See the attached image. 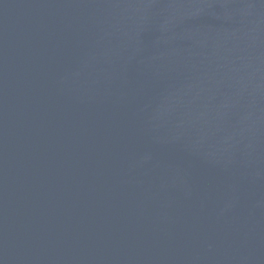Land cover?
I'll return each mask as SVG.
<instances>
[{"label":"water","instance_id":"95a60500","mask_svg":"<svg viewBox=\"0 0 264 264\" xmlns=\"http://www.w3.org/2000/svg\"><path fill=\"white\" fill-rule=\"evenodd\" d=\"M0 264H264V0H0Z\"/></svg>","mask_w":264,"mask_h":264}]
</instances>
